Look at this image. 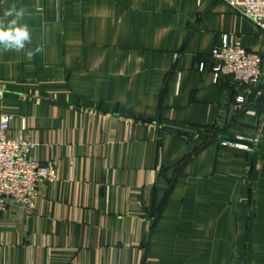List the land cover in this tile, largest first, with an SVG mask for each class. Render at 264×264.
Returning <instances> with one entry per match:
<instances>
[{
	"label": "crops",
	"instance_id": "obj_1",
	"mask_svg": "<svg viewBox=\"0 0 264 264\" xmlns=\"http://www.w3.org/2000/svg\"><path fill=\"white\" fill-rule=\"evenodd\" d=\"M12 4L45 51L0 52V113L58 179L0 214V264H264V100L211 58L223 34L264 56L261 31L223 0Z\"/></svg>",
	"mask_w": 264,
	"mask_h": 264
},
{
	"label": "built area",
	"instance_id": "obj_2",
	"mask_svg": "<svg viewBox=\"0 0 264 264\" xmlns=\"http://www.w3.org/2000/svg\"><path fill=\"white\" fill-rule=\"evenodd\" d=\"M240 16L251 21L260 31L264 42V0H223ZM214 82L228 79L232 89L238 91L234 103L241 108L249 99L264 94V56L241 48L234 35L223 34L221 44L211 53ZM203 69V65L199 66ZM264 100V98H263ZM251 146L258 138L239 139ZM222 140V147L248 151L242 143ZM35 144L23 127L12 129L11 115L0 113V214L10 207L31 212L40 196V189L54 184L57 170L53 162L41 165L30 157Z\"/></svg>",
	"mask_w": 264,
	"mask_h": 264
},
{
	"label": "clouds",
	"instance_id": "obj_3",
	"mask_svg": "<svg viewBox=\"0 0 264 264\" xmlns=\"http://www.w3.org/2000/svg\"><path fill=\"white\" fill-rule=\"evenodd\" d=\"M26 9L12 4L0 17V52H24L32 58L45 51L43 43L33 47L32 29L24 22Z\"/></svg>",
	"mask_w": 264,
	"mask_h": 264
},
{
	"label": "water",
	"instance_id": "obj_4",
	"mask_svg": "<svg viewBox=\"0 0 264 264\" xmlns=\"http://www.w3.org/2000/svg\"><path fill=\"white\" fill-rule=\"evenodd\" d=\"M263 98H264V94H261L259 96V100H262ZM224 140L229 141V142H233V143H238L239 142V141H235L234 139H230V138H224ZM239 143H242V142H239ZM242 144H244V145H246L248 147H251V145L246 143V142H243Z\"/></svg>",
	"mask_w": 264,
	"mask_h": 264
}]
</instances>
